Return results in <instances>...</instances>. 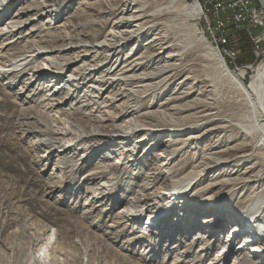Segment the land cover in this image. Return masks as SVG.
<instances>
[{
  "label": "bare ground",
  "instance_id": "6f19581e",
  "mask_svg": "<svg viewBox=\"0 0 264 264\" xmlns=\"http://www.w3.org/2000/svg\"><path fill=\"white\" fill-rule=\"evenodd\" d=\"M16 1L0 0V23ZM75 2L32 0L14 14L17 20L13 17L0 25V39L34 11L36 15L52 12L59 18L62 7ZM79 4L82 13L72 15L73 20L68 18L62 25L68 32L61 30L62 33L41 37L40 43L46 46L34 44L24 51L3 55L4 60L23 56L29 60L34 59L33 54L26 53L38 51L45 63L51 62L52 66L42 63L41 67H32L26 90L36 83V89L42 92L59 81L63 71H71L68 82L49 90L42 100L47 102V112L20 109L19 120L27 124L19 133L21 141L35 136L27 148H45L47 157L56 154L61 164L63 160H74L78 155L76 146L83 144L81 152L87 154L93 149L94 158L107 149L112 154L120 152L114 164L106 162L88 172L86 178H90H85L83 184L87 180L95 183L101 176L106 178L109 167L114 170L121 165L129 170L150 162L152 171L144 176L140 191L119 212L116 224L126 228L123 220L127 212L138 219L150 212L149 204L159 203L163 197L161 183L165 182L167 200H161L138 233L144 234L150 228L153 233L161 232L166 225L168 232L159 249L166 242L169 253L184 247L185 260L193 257L192 264H202L212 251L209 241L214 245L221 241L216 232L226 233L209 264H264V57L247 84L243 76H234L214 41L210 42L200 29V8L186 0H83ZM49 7L53 10L47 11ZM87 14L99 19L85 20L83 16ZM15 42L5 41L0 51ZM69 51L73 53L67 55ZM95 53L94 64L83 61ZM47 73L56 75L44 78ZM30 82L34 84L28 86ZM67 85V94L60 97ZM68 102L70 107L64 108ZM124 117L128 119L119 123ZM189 130L195 132L185 133ZM202 144L203 148H199ZM162 146L163 151L154 155L153 151ZM146 157L151 159L147 162ZM89 161L88 156L84 157L82 165ZM142 174V170L138 171L137 179ZM106 180L102 187L111 185L113 179ZM116 192H98L94 197H115ZM131 203L134 210L129 209ZM188 212L196 217L185 215ZM211 212L199 225L198 216ZM196 229L203 234L196 236ZM181 232L186 236L176 241L175 235ZM188 234L195 235L192 241H184ZM52 236L48 235L38 251L42 255H28V264L41 263L42 256L43 260L52 256ZM200 241L209 246L195 251Z\"/></svg>",
  "mask_w": 264,
  "mask_h": 264
},
{
  "label": "rangeland",
  "instance_id": "374dc122",
  "mask_svg": "<svg viewBox=\"0 0 264 264\" xmlns=\"http://www.w3.org/2000/svg\"><path fill=\"white\" fill-rule=\"evenodd\" d=\"M31 1H16L11 7L10 13L4 16L0 25L4 26L9 20H13L14 14L26 3L30 4ZM80 1L83 0H76L73 4H67V8L62 7L59 11V18H56L55 13L52 12L36 15L34 11L29 16L20 18L24 20V23L16 27L17 29L14 28L13 32L6 34V38L0 39V46L5 41L17 40V42L7 47L3 52L0 51V72L2 73L0 75V264H16L17 262L19 264H28V255L37 256V254H43L42 252L39 254L38 251L45 243V239H47L49 234L53 235L49 247L51 251L54 250V253L46 260H43L42 256L41 263L37 264H192L193 257H187L185 260L184 247L177 248L175 251L169 253L166 250V242L159 249L160 241L165 238L164 234L168 232L166 225L161 231L163 234L155 231V233L161 234L160 237L158 234L153 233L152 228H150L151 230H146L144 234L138 233L142 224L148 219V216L155 212V208H158L161 200H167L168 197L165 195L169 191L165 190L167 189L165 182L161 183L163 197L160 196V202L156 201L152 205L147 203V205L151 206L150 212L145 213L140 219L134 214L130 215L127 212L128 216L123 220L127 224L126 228H124V225L120 226L116 224L119 221V212L128 204L129 199L134 196V193L140 191L139 185L144 176L152 171V166L148 162L151 159H149L150 156L146 157L148 164L146 162L142 165L138 164L129 170L122 168L121 165H118L119 167L117 166V168L114 167V170L109 167L106 168V178L105 176H101L95 183L92 180H87L83 184L82 182L88 172L95 170L97 165L106 162L114 164L116 159L120 157V152L112 154L107 149L94 158L92 155L95 150L93 149H90L87 154L81 152L84 149L83 147H85V144H83L80 146L81 148L76 146L78 155L74 160H63L65 162L61 164L56 154L48 158V152L45 148H40L37 151L27 148L29 142L34 141L35 136L21 141L19 133L23 128L27 127V124L23 125L19 120L20 109L22 107H30L33 110L40 109L47 112V102L44 103L42 100L45 96L47 97L49 90H52L56 86H61V83L64 81L68 82L67 78L71 71H63L61 79L53 82L51 87L44 89L42 92H39L36 89L38 87L36 83L32 82L28 86L33 84L34 86L30 90L28 88L26 90L25 83L28 81L27 79L29 78V73L32 72L31 70L34 67H41L42 63H45V59L41 56L42 52L26 53L27 56L33 54L34 59L29 57L32 60H28L26 59L28 57L24 56L14 61L10 57L4 60L3 55L24 51L25 48H32L34 44L46 46L47 44L40 43L41 37H45L46 34L53 36L57 33H62L61 30L64 31V34L68 32L62 25H65L68 18L73 20L71 18L72 15L78 16L82 13L79 10L81 6L79 4ZM186 2L191 3L190 0H186ZM51 3L52 5L54 4L53 2ZM46 10L52 11L53 8L49 7ZM83 18L85 20L87 18L89 20L99 19L94 14H87ZM14 20L17 19L15 18ZM198 25L211 42L213 37L203 16ZM27 33L31 35L25 36ZM147 39L148 37L143 40V43ZM58 45L62 44L59 42ZM244 47L236 60L231 61L224 55L225 60H223L224 62L226 61L225 64L230 68L232 74L237 77L243 76L247 84L254 69L262 61L264 53L260 52L258 55L256 47L250 44H246ZM261 51L263 50L261 49ZM72 53L69 51L67 55ZM96 55L95 53L92 58H86L83 61L89 65L94 64L93 61H97L94 58ZM21 60L26 61V63L24 61L19 62ZM81 63L76 64L74 67L81 65ZM12 64L13 66L9 68ZM45 64L52 66L51 62ZM54 75L56 74L47 73L43 77L48 76V78L52 79ZM68 85L67 89L60 93V97L67 94L69 90ZM16 93H20V95ZM81 93L79 92V94ZM70 105L71 102H68L64 108H68ZM51 114L54 115V113ZM127 119V117H124L119 123ZM192 132L195 131L189 130L185 133ZM166 138L169 137L166 135ZM17 145L21 147L19 148ZM203 146L204 144L199 148H203ZM164 148L162 146L155 149L153 151L154 155L162 152ZM194 151L191 150V153ZM43 155L44 159L41 158ZM86 156L89 157L90 161L86 165H82V160ZM91 156L92 158H90ZM121 158L120 162L122 163L123 157ZM56 162H59L58 167L60 169L57 168ZM141 170L143 174L137 179L136 173ZM123 176L127 178L121 180L120 178ZM110 179H113L112 186L110 184L108 186L107 184V186L105 185L106 187L104 186L106 189L101 186L105 180L109 182ZM98 188L102 190L99 191L97 190ZM154 189L155 187L153 186L151 188L153 193L156 191ZM114 191H117L115 197L111 196L104 199H98L100 196L94 197L98 192L109 194ZM129 206V209L134 210L132 203ZM185 215L196 217L195 213L192 215L190 212L185 213ZM211 215L212 212L208 216L200 214L198 216V224L200 225L205 217H210ZM189 220L187 219V221ZM189 224L184 223L185 226H189ZM230 228H227L228 231ZM194 234L197 236L203 233L196 229ZM216 234L221 237V241L215 245L213 241L208 242L210 246L212 245L213 249L205 257L202 264H209L225 240L226 233L221 234L216 232ZM195 235L188 234V238L184 241H192ZM185 236L186 234L181 232L179 235H175L177 237L175 240L184 239ZM135 237L141 239L136 241L137 238ZM165 241L168 240L165 239ZM203 243V241H200L196 244L195 251L209 246L208 244L205 246ZM239 243L240 241H237V244ZM150 250L152 251L151 253H149Z\"/></svg>",
  "mask_w": 264,
  "mask_h": 264
},
{
  "label": "built area",
  "instance_id": "2783aa9c",
  "mask_svg": "<svg viewBox=\"0 0 264 264\" xmlns=\"http://www.w3.org/2000/svg\"><path fill=\"white\" fill-rule=\"evenodd\" d=\"M201 10L212 40L222 55L231 61L242 52V31L257 54L264 53V10L255 0H190ZM261 49L263 51H261Z\"/></svg>",
  "mask_w": 264,
  "mask_h": 264
},
{
  "label": "trees",
  "instance_id": "16d2710c",
  "mask_svg": "<svg viewBox=\"0 0 264 264\" xmlns=\"http://www.w3.org/2000/svg\"><path fill=\"white\" fill-rule=\"evenodd\" d=\"M256 2V1H255ZM257 3V2H256ZM257 5H259L258 3H257ZM239 35H240V47H241V49H242V51H243V49L245 48L244 46L246 45V44H250V42H249V40L246 38V36H245V34L241 31L240 33H239ZM251 45V44H250Z\"/></svg>",
  "mask_w": 264,
  "mask_h": 264
},
{
  "label": "water",
  "instance_id": "95a60500",
  "mask_svg": "<svg viewBox=\"0 0 264 264\" xmlns=\"http://www.w3.org/2000/svg\"><path fill=\"white\" fill-rule=\"evenodd\" d=\"M259 6L264 10V0H255Z\"/></svg>",
  "mask_w": 264,
  "mask_h": 264
}]
</instances>
